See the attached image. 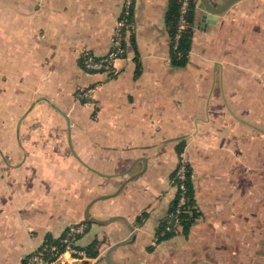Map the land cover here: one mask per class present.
<instances>
[{
    "label": "crops",
    "instance_id": "0c3cea01",
    "mask_svg": "<svg viewBox=\"0 0 264 264\" xmlns=\"http://www.w3.org/2000/svg\"><path fill=\"white\" fill-rule=\"evenodd\" d=\"M123 3L0 0V264L80 222L75 246L97 247L83 264H108L127 238L114 261L264 264V0L203 27L198 0L183 65L171 0H134L116 72L85 70L81 51L108 52ZM181 164L199 213L186 234L169 214Z\"/></svg>",
    "mask_w": 264,
    "mask_h": 264
},
{
    "label": "built area",
    "instance_id": "2783aa9c",
    "mask_svg": "<svg viewBox=\"0 0 264 264\" xmlns=\"http://www.w3.org/2000/svg\"><path fill=\"white\" fill-rule=\"evenodd\" d=\"M178 18L176 24V34L173 40V48L176 49L177 41L181 36L182 31L187 26L186 14L188 12L191 1L198 0H178ZM134 0H124L123 9L121 15L116 21V27L114 35L112 37L111 47L104 55H94L89 51L82 50L80 53V63L85 70L102 73L110 77L116 72V61L125 55L126 46L124 42L127 36L130 34L133 28V23L130 21V13L132 14V5ZM97 85L86 86L79 89L75 93V97L79 100L88 101L93 98ZM185 167L181 164L176 170L173 177L172 184L180 192L178 205L185 202L184 192L185 188L182 184L176 185L175 178H184ZM175 183V184H174ZM179 213V208H176L171 212L172 217L176 220ZM86 228L85 223L71 224L66 229L64 235L57 238L56 241L46 242L40 249L30 253L26 256L23 264H68L78 263L83 264L88 261L89 257L86 255L84 249H79L75 246L76 239L81 235ZM69 254V258H65L63 255Z\"/></svg>",
    "mask_w": 264,
    "mask_h": 264
},
{
    "label": "trees",
    "instance_id": "16d2710c",
    "mask_svg": "<svg viewBox=\"0 0 264 264\" xmlns=\"http://www.w3.org/2000/svg\"><path fill=\"white\" fill-rule=\"evenodd\" d=\"M196 7H197L196 1H191L188 12L186 14L187 26L184 28V30L181 33V36L179 37L177 41L176 49H174L172 46V62L176 65H183L187 59L188 50L190 48V42H191V34L193 31V26H194V13H195ZM178 9H179V1L171 0V6L167 13V18H168V22L171 27L170 32H171L172 45H173L174 36L177 31L176 24H177V18H178ZM131 17H132V14L130 13V16H129L130 21H132ZM183 144H184L183 141L178 143V146H177L178 151L182 149ZM184 167H185L184 178L183 179L175 178V182L177 186H179L180 184L184 186L185 202L181 205H178L180 192L176 190V194L169 208V214H171V212H173L176 208H179V213L177 215V219H178L177 221L179 224H181L182 231L184 232V234H186L191 224L194 222V220L196 219L199 213L196 208L195 199H194L192 169L188 164H185ZM175 172L176 171H174V173L172 174L171 179H173ZM168 218L163 221V225L161 226L160 231L158 230V232H160L159 239L169 237L174 232V225L170 226ZM167 227H169V229H166ZM47 240L48 242L56 241V239H53V238H48ZM83 249L87 256H95L97 254V247L95 246V242H92L89 246Z\"/></svg>",
    "mask_w": 264,
    "mask_h": 264
},
{
    "label": "water",
    "instance_id": "95a60500",
    "mask_svg": "<svg viewBox=\"0 0 264 264\" xmlns=\"http://www.w3.org/2000/svg\"><path fill=\"white\" fill-rule=\"evenodd\" d=\"M238 0H220V1H212V0H199L198 8L201 10V16L199 25L203 27L207 22L213 23L216 20L218 14L223 13L229 6H231L234 2ZM114 219H119V217H112L110 219L104 220L103 222L111 221ZM132 229V228H130ZM129 238L119 241L117 244L112 245L105 254V259L108 264H145L141 262H128L121 263L116 262L111 258L110 251L112 248L118 244H123L128 242ZM195 264H210L207 261H201Z\"/></svg>",
    "mask_w": 264,
    "mask_h": 264
},
{
    "label": "rangeland",
    "instance_id": "374dc122",
    "mask_svg": "<svg viewBox=\"0 0 264 264\" xmlns=\"http://www.w3.org/2000/svg\"><path fill=\"white\" fill-rule=\"evenodd\" d=\"M258 264H260V263H258Z\"/></svg>",
    "mask_w": 264,
    "mask_h": 264
}]
</instances>
